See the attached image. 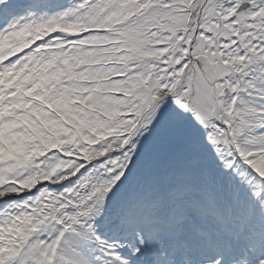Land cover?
Returning a JSON list of instances; mask_svg holds the SVG:
<instances>
[{"label": "snow or ice", "instance_id": "obj_1", "mask_svg": "<svg viewBox=\"0 0 264 264\" xmlns=\"http://www.w3.org/2000/svg\"><path fill=\"white\" fill-rule=\"evenodd\" d=\"M0 264H264V0H0Z\"/></svg>", "mask_w": 264, "mask_h": 264}]
</instances>
